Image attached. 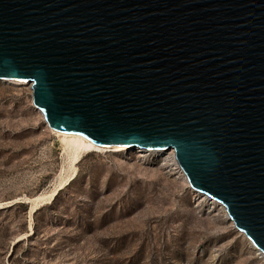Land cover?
<instances>
[{"label": "water", "instance_id": "95a60500", "mask_svg": "<svg viewBox=\"0 0 264 264\" xmlns=\"http://www.w3.org/2000/svg\"><path fill=\"white\" fill-rule=\"evenodd\" d=\"M0 79L54 129L172 148L264 254V0H0Z\"/></svg>", "mask_w": 264, "mask_h": 264}, {"label": "rangeland", "instance_id": "374dc122", "mask_svg": "<svg viewBox=\"0 0 264 264\" xmlns=\"http://www.w3.org/2000/svg\"><path fill=\"white\" fill-rule=\"evenodd\" d=\"M38 193L30 216L24 200ZM0 264H264V256L221 204L188 184L170 151H89L71 165L30 85L0 79Z\"/></svg>", "mask_w": 264, "mask_h": 264}, {"label": "bare ground", "instance_id": "6f19581e", "mask_svg": "<svg viewBox=\"0 0 264 264\" xmlns=\"http://www.w3.org/2000/svg\"><path fill=\"white\" fill-rule=\"evenodd\" d=\"M6 81L11 82V83H15V84L26 83V84L30 85L29 81L24 82V81L10 80V79H8ZM48 127L63 143L64 148L68 153L69 163L71 165H75V163L78 161V159L80 158L82 153L89 152V151L118 152V151H123V150H128V149H137L141 152H155L158 154L166 152V151H170L172 153V158H173L174 163L179 167V165L175 159L174 151L172 148H170L168 150H161V149H158V150L153 149L152 150V149H143V148H139V147H131V146H127V145H103V144H98L96 142H93L92 140H90L86 136L79 134V133L62 131V130L54 129L50 126H48ZM179 169L181 170L180 167H179ZM181 172H183V171L181 170ZM72 177L73 176H71V178ZM55 193H56V190L50 194V196H49L50 200L53 198ZM42 196L43 195L41 193H38L32 197L25 198L24 201L29 203V215L30 216H31L32 212L34 211V209L37 207L38 202L42 199ZM216 202H218V201H216ZM219 204H221V203H219ZM223 208H224V206H223ZM29 228L31 229V224L29 225ZM250 242H251V240H250ZM252 246L257 250V252L259 254L264 256L262 251H260L253 243H252Z\"/></svg>", "mask_w": 264, "mask_h": 264}, {"label": "trees", "instance_id": "16d2710c", "mask_svg": "<svg viewBox=\"0 0 264 264\" xmlns=\"http://www.w3.org/2000/svg\"><path fill=\"white\" fill-rule=\"evenodd\" d=\"M54 199V198H53ZM38 209V208H37ZM37 209H35L33 212L35 213V212H37Z\"/></svg>", "mask_w": 264, "mask_h": 264}]
</instances>
